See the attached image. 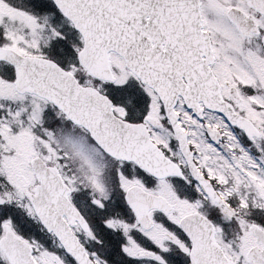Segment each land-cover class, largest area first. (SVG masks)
<instances>
[{
	"label": "snow or ice",
	"instance_id": "obj_1",
	"mask_svg": "<svg viewBox=\"0 0 264 264\" xmlns=\"http://www.w3.org/2000/svg\"><path fill=\"white\" fill-rule=\"evenodd\" d=\"M0 264H264V0H0Z\"/></svg>",
	"mask_w": 264,
	"mask_h": 264
}]
</instances>
